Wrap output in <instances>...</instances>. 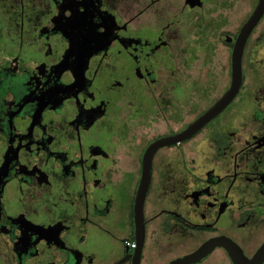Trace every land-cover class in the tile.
Wrapping results in <instances>:
<instances>
[{
    "label": "flooded vegetation",
    "instance_id": "obj_1",
    "mask_svg": "<svg viewBox=\"0 0 264 264\" xmlns=\"http://www.w3.org/2000/svg\"><path fill=\"white\" fill-rule=\"evenodd\" d=\"M226 1L0 0V264H170L216 237L255 256L264 14L235 98L150 157L139 232L135 223L149 147L185 131L231 85L210 103L220 76L232 82L235 42L259 0L232 30L224 14L208 24ZM215 40L229 47L227 62L214 59ZM197 46L217 61L203 82L188 73ZM217 250L233 264L223 247L195 264Z\"/></svg>",
    "mask_w": 264,
    "mask_h": 264
},
{
    "label": "water",
    "instance_id": "obj_2",
    "mask_svg": "<svg viewBox=\"0 0 264 264\" xmlns=\"http://www.w3.org/2000/svg\"><path fill=\"white\" fill-rule=\"evenodd\" d=\"M264 14V0H259L258 5L249 19V21L242 28L238 39L235 42L234 50L232 53V82L225 93V95L201 118L195 121L182 133L171 137L168 140H160L152 144L147 150V154L144 159V173L139 185L136 204H135V223L137 231L139 232L140 227L143 228L144 225V203L145 197L148 191V186L150 183V173H151V158L154 151L162 145L176 143L182 140H186L192 136L196 131H198L202 126L207 124L212 118L219 114L223 109H225L231 101L235 98L242 84V57L244 52L245 44L253 31L254 27L260 21ZM223 247L229 256L231 257L233 264H263L264 263V244L257 251L252 259L246 258L239 247L226 237H216L205 242L199 249L195 252L178 258L171 262L170 264H195L203 260L208 256L215 248Z\"/></svg>",
    "mask_w": 264,
    "mask_h": 264
},
{
    "label": "rangeland",
    "instance_id": "obj_3",
    "mask_svg": "<svg viewBox=\"0 0 264 264\" xmlns=\"http://www.w3.org/2000/svg\"><path fill=\"white\" fill-rule=\"evenodd\" d=\"M226 2H228V6L222 10H211V12H209L208 14V18L205 21H209L213 20L215 17H217L219 14H224L225 15V21L223 23L222 28L224 30H228V29H234L236 24H237V17H239L240 15H244L246 12H248L250 10V1L249 0H227ZM210 9H212V6H209ZM152 15V14H151ZM207 24V25H208ZM193 30V27L191 26L189 31ZM215 45L217 47V51L214 53V59L219 58L220 61L224 60L225 62H227L228 59V54L229 52V47L225 46L221 41H217L215 40ZM197 50L194 53H192V59L191 62L188 66V73L190 75H192L193 77H196L199 79L200 82H203V80H206L207 77V73H208V68L211 69L214 65L217 64V61L215 60L216 64H213L212 62H207L206 56L207 53L203 52L200 48H198V46L196 47ZM217 54V57L216 55ZM219 84L216 87V89H214L211 92V96H210V103L212 101L215 100V98L220 95L231 83H230V79H229V75H223L219 77ZM205 106V103L202 105V107ZM124 149H126V147H124ZM186 250V249H185ZM184 251L182 249L178 250V254ZM221 251L217 250L216 252L213 253V255L204 263V264H217L219 262V264H229L227 258H223L220 256Z\"/></svg>",
    "mask_w": 264,
    "mask_h": 264
}]
</instances>
